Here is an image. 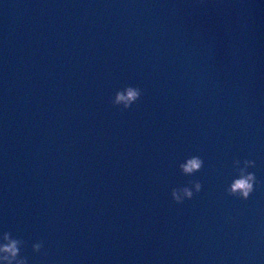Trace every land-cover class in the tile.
<instances>
[{
	"label": "water",
	"instance_id": "95a60500",
	"mask_svg": "<svg viewBox=\"0 0 264 264\" xmlns=\"http://www.w3.org/2000/svg\"><path fill=\"white\" fill-rule=\"evenodd\" d=\"M0 227L28 264H264V0H0Z\"/></svg>",
	"mask_w": 264,
	"mask_h": 264
},
{
	"label": "clouds",
	"instance_id": "9594fccd",
	"mask_svg": "<svg viewBox=\"0 0 264 264\" xmlns=\"http://www.w3.org/2000/svg\"><path fill=\"white\" fill-rule=\"evenodd\" d=\"M141 96V88L133 84H125L123 87H118L111 97V103L118 105L124 109L133 105ZM251 159H233L232 168L234 175H232L228 182L225 191L230 195L238 196L246 200L249 194L252 193L254 185L258 183L254 172L249 169L254 165ZM203 165V160L198 155H191L185 157L179 162L178 167L180 171L188 176L200 170ZM189 185L174 187L171 189V197L177 203L185 199H190L194 191L199 192L201 183L190 181ZM24 241L14 236L10 231L0 227V264H28L27 258L21 255V248ZM33 252H39L42 248L41 241H34L31 244Z\"/></svg>",
	"mask_w": 264,
	"mask_h": 264
}]
</instances>
